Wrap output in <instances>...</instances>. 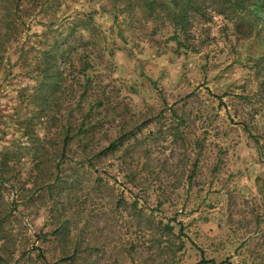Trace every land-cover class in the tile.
<instances>
[{"label":"rangeland","instance_id":"obj_1","mask_svg":"<svg viewBox=\"0 0 264 264\" xmlns=\"http://www.w3.org/2000/svg\"><path fill=\"white\" fill-rule=\"evenodd\" d=\"M0 1V264H264V32Z\"/></svg>","mask_w":264,"mask_h":264},{"label":"trees","instance_id":"obj_2","mask_svg":"<svg viewBox=\"0 0 264 264\" xmlns=\"http://www.w3.org/2000/svg\"><path fill=\"white\" fill-rule=\"evenodd\" d=\"M17 0H8V3L16 2ZM27 2L35 0H26ZM38 1V0H37ZM5 3V1H0ZM7 2V0H6ZM218 2L221 6L216 9L218 15H226V11L229 10L234 16H239V20H234L236 33L243 35L244 37L257 36L260 32H264V3L261 0H127L125 5V12L139 11L138 29L143 32L146 37L153 39L158 35L160 30L159 20L165 21L164 23L172 29V35L169 39L171 42H175L177 46L176 52L179 53L181 48L184 50L189 49L186 46V42L190 40L189 28L194 24L197 17L204 19L208 18L210 12L214 13V3ZM224 3V4H223ZM209 9L210 11H208ZM9 10L4 9V16H2L1 23L3 27L0 28V35L2 31H6L11 36L13 33V21L9 16ZM116 14L114 22L117 21L118 13H121L116 8ZM124 11V10H123ZM124 12V13H125ZM250 14V20H246V15ZM207 21V20H206ZM248 24V25H247ZM247 25L248 30H245ZM87 32H93L95 28L88 24ZM166 28V27H165ZM69 41L65 42L70 43ZM91 42L84 43L88 45ZM73 49L70 45L65 52H69ZM90 50V55H94L96 52ZM95 63L87 62L85 64V71L93 70ZM121 140L115 141L109 148L103 153L108 151H115L117 144ZM170 233L173 232L171 228H168ZM199 264H225L217 263L215 260H202Z\"/></svg>","mask_w":264,"mask_h":264}]
</instances>
